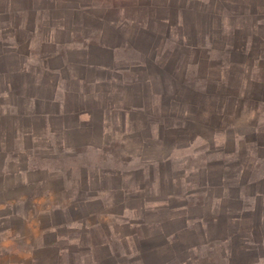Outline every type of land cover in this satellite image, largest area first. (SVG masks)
Segmentation results:
<instances>
[{
	"label": "rangeland",
	"instance_id": "374dc122",
	"mask_svg": "<svg viewBox=\"0 0 264 264\" xmlns=\"http://www.w3.org/2000/svg\"><path fill=\"white\" fill-rule=\"evenodd\" d=\"M0 264H264V0H0Z\"/></svg>",
	"mask_w": 264,
	"mask_h": 264
}]
</instances>
